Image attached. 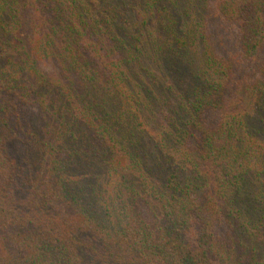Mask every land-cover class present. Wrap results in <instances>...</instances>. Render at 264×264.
I'll use <instances>...</instances> for the list:
<instances>
[{
    "label": "trees",
    "instance_id": "1",
    "mask_svg": "<svg viewBox=\"0 0 264 264\" xmlns=\"http://www.w3.org/2000/svg\"><path fill=\"white\" fill-rule=\"evenodd\" d=\"M264 0H0V264H264Z\"/></svg>",
    "mask_w": 264,
    "mask_h": 264
},
{
    "label": "rangeland",
    "instance_id": "2",
    "mask_svg": "<svg viewBox=\"0 0 264 264\" xmlns=\"http://www.w3.org/2000/svg\"><path fill=\"white\" fill-rule=\"evenodd\" d=\"M207 27L212 35L213 47L217 55L222 58L232 56L235 59L236 79L246 83L260 76L264 65V41L260 44L254 59L247 61L239 57L235 27L217 22L213 17H209Z\"/></svg>",
    "mask_w": 264,
    "mask_h": 264
}]
</instances>
